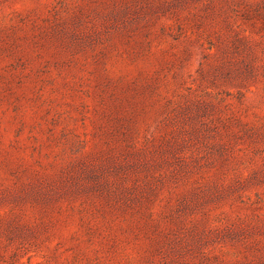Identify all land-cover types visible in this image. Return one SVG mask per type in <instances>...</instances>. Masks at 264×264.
Here are the masks:
<instances>
[{"label":"rangeland","instance_id":"rangeland-1","mask_svg":"<svg viewBox=\"0 0 264 264\" xmlns=\"http://www.w3.org/2000/svg\"><path fill=\"white\" fill-rule=\"evenodd\" d=\"M0 264H264V0H0Z\"/></svg>","mask_w":264,"mask_h":264}]
</instances>
